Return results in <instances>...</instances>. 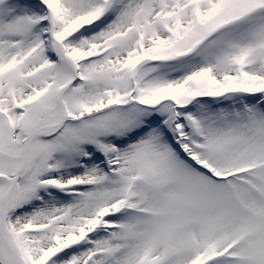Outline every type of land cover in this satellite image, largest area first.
Returning a JSON list of instances; mask_svg holds the SVG:
<instances>
[{"label":"rangeland","instance_id":"1","mask_svg":"<svg viewBox=\"0 0 264 264\" xmlns=\"http://www.w3.org/2000/svg\"><path fill=\"white\" fill-rule=\"evenodd\" d=\"M99 5L63 40L79 67L71 120L30 144L5 240L23 264H264V0H109L100 18ZM15 9L0 15V225L24 137L60 121L75 78L56 48L21 59L24 41L9 43L31 26H9ZM0 264H17L1 240Z\"/></svg>","mask_w":264,"mask_h":264},{"label":"bare ground","instance_id":"2","mask_svg":"<svg viewBox=\"0 0 264 264\" xmlns=\"http://www.w3.org/2000/svg\"><path fill=\"white\" fill-rule=\"evenodd\" d=\"M36 1L37 3H39L40 5H43L44 7L46 6H49L51 5L52 1L54 0H34ZM57 1V7L56 8H52V16H53V23H52V27L51 29L55 30L54 32H49V35L52 36V38L56 39L54 43V45L56 46V48H60L62 50V48L60 47L61 45L59 44V41H57V39H64L67 35L69 34H73L74 32L78 31L79 29H82V27L88 25L89 23L92 22L93 18H89L88 15H89V10H90V2L91 0H56ZM106 2V1H104ZM64 8V9H70V11L74 13V20L75 22H72L71 25L68 27V28H63L65 24H62L60 25V20L61 18L59 19L58 18V15L61 11V9ZM104 6H101L100 8V13H98V16L101 17V12L103 10ZM60 16V15H59ZM93 17V16H92ZM31 19H33L34 17L31 15L30 16ZM94 18H96L94 16ZM23 24H26L24 22H22ZM21 23V24H22ZM14 22H10V25H13ZM51 30V31H52ZM48 46H50V44L48 43L47 44ZM24 48V46H23ZM25 50H29V46L26 44L25 45ZM8 56H11V53L8 54ZM2 69V66L0 65V70ZM105 82L107 83H111V80H105ZM106 83V84H107ZM62 104V103H61ZM61 108V114H62V117H64V114H65V109L62 108V105L60 106ZM59 123H57V125H49L48 126V129L46 130V134L48 133H51V132H54L56 129H58ZM41 134L42 131H38L36 134ZM31 141L32 139L28 138V140H26V143L24 145V150H23V153L21 155V161L22 163H24V165H26V155H27V152H28V148L31 144ZM25 168L20 172V174L18 175V178H22L24 173H25ZM14 188L12 187L11 188V191L10 193L8 194L7 196V203H6V207H7V210L9 212H12V204H13V197H14ZM93 195V193L91 194ZM4 227H0V240L2 239L3 240V237H4ZM259 242V241H258ZM258 242H255L254 244H252V248L250 250H252L254 247L253 246H257L258 245ZM17 264H21V263H17Z\"/></svg>","mask_w":264,"mask_h":264}]
</instances>
